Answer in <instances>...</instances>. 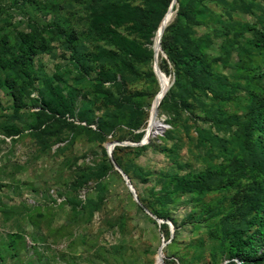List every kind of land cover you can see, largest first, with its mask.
<instances>
[{
    "label": "rangeland",
    "instance_id": "rangeland-1",
    "mask_svg": "<svg viewBox=\"0 0 264 264\" xmlns=\"http://www.w3.org/2000/svg\"><path fill=\"white\" fill-rule=\"evenodd\" d=\"M244 250L264 264V0H0V264Z\"/></svg>",
    "mask_w": 264,
    "mask_h": 264
},
{
    "label": "trees",
    "instance_id": "trees-1",
    "mask_svg": "<svg viewBox=\"0 0 264 264\" xmlns=\"http://www.w3.org/2000/svg\"><path fill=\"white\" fill-rule=\"evenodd\" d=\"M169 1V0H168ZM181 11H178L177 14V18H179V16H181ZM164 37V36H163ZM166 37V36H165ZM163 38V40H165L164 44H167V39H170V43L167 44V48L169 49V51H174L176 58L173 60V64L176 65L178 62H182V58H183V54L187 51V46H189L191 43L189 41L184 43V40L182 38V36H177L176 33H173L172 35L168 36L167 38ZM163 44V45H164ZM187 45V46H186ZM197 46H194V48ZM25 58L22 60V63H25ZM185 73V72H184ZM8 86L12 89V97L14 99V101L21 105V101L19 99V94L16 92V86H15V81L10 80L7 82ZM205 175V173H198L197 175H195L192 178H188L187 181H192L194 178L197 179L199 176H203ZM256 237H257V232H254L252 234V236H250L245 242H244V246L246 248H251L252 245L255 243L256 241ZM244 254L247 256H245L246 258L242 259L241 262L239 264H255V262H253L252 260L248 259L249 257V252L244 250Z\"/></svg>",
    "mask_w": 264,
    "mask_h": 264
},
{
    "label": "bare ground",
    "instance_id": "bare-ground-1",
    "mask_svg": "<svg viewBox=\"0 0 264 264\" xmlns=\"http://www.w3.org/2000/svg\"><path fill=\"white\" fill-rule=\"evenodd\" d=\"M171 14H172L171 13V10H169L166 13V15H165L164 19L162 20L161 24L159 25V27L156 30V37H155V51H156V56H157V52L159 50V47L157 45V41L160 39L159 37H160L161 29L166 26V24L170 20ZM157 77H158V80H159L160 89H159V91L157 92V94L155 95V97H154V99L152 101L148 130L150 128H152V129L154 128L156 130H159L162 127V125L160 124V122L156 120L155 112H154L153 109L154 108H157L160 100L162 99L163 95L165 94V92L167 90V87H168V82H167V80L165 79V77L160 72H157ZM157 101H158V103H157ZM111 145L112 144H109L107 146V149L108 150L111 148ZM157 264H162L161 258H160V254L157 255Z\"/></svg>",
    "mask_w": 264,
    "mask_h": 264
},
{
    "label": "water",
    "instance_id": "water-1",
    "mask_svg": "<svg viewBox=\"0 0 264 264\" xmlns=\"http://www.w3.org/2000/svg\"><path fill=\"white\" fill-rule=\"evenodd\" d=\"M171 6H172V4L169 6V9L171 8ZM163 29H164V27L161 29L160 36H161V33L163 32ZM159 38H160V37H159ZM157 45H158V47H159V40L157 41ZM154 58L156 59V51H155V54H154ZM154 72L156 73V75H157V72H160L159 69H158L157 66H156V63H154ZM160 73H161V72H160ZM161 74H162V73H161ZM157 103H158V101H157ZM153 110H154V112H156V108H154ZM113 146H114V144L111 145V148L108 150V153H110V151H111V149L113 148ZM124 179L127 180L126 177H124ZM130 189H131V187H130ZM132 192H133V191H132Z\"/></svg>",
    "mask_w": 264,
    "mask_h": 264
}]
</instances>
